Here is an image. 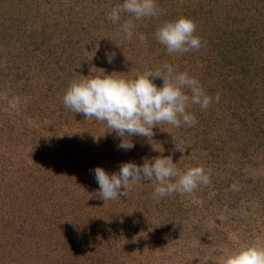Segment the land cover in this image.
I'll return each instance as SVG.
<instances>
[{"label":"rangeland","instance_id":"1","mask_svg":"<svg viewBox=\"0 0 264 264\" xmlns=\"http://www.w3.org/2000/svg\"><path fill=\"white\" fill-rule=\"evenodd\" d=\"M23 2L27 10L1 0L0 165L15 170V161L12 172H23L25 186L51 181L61 201L48 205L66 218L41 221L45 232L34 237L42 250L27 240L13 264L46 263L47 247L52 264H78L68 247L75 235L86 246L83 264H221L227 252L264 245V0H161L158 17L124 13L115 24L107 14L124 0ZM181 16L196 22L205 45L184 57L157 53V28ZM128 19L136 25L131 40L119 31ZM165 63L213 98L207 110L188 109L198 120L193 127L160 124L151 142L132 136L134 147L124 151L106 123L63 104L81 76L102 69L133 79ZM168 156L181 172L203 166L210 183L157 199L155 185L145 182L117 200L100 198L96 167L111 174L125 162Z\"/></svg>","mask_w":264,"mask_h":264},{"label":"clouds","instance_id":"2","mask_svg":"<svg viewBox=\"0 0 264 264\" xmlns=\"http://www.w3.org/2000/svg\"><path fill=\"white\" fill-rule=\"evenodd\" d=\"M157 0H124L107 14V19L114 24L121 15L130 14L135 20L156 18L162 14ZM136 25L132 19L125 20L119 31L127 40L134 36ZM197 24L188 17L165 22L155 32V39L166 47L167 53L184 54L200 50L206 42L195 33ZM140 41L145 37L141 34ZM119 47V46H118ZM112 62V57H108ZM100 73L81 76L74 80L65 95L63 104L75 114H83L86 119L95 118L106 123L121 138L118 147L124 151L131 150L134 144L130 137L140 136L152 141L153 129L160 124L179 128L193 127L198 123L197 117L188 111L192 105H199L207 110L213 98L206 94L200 82L187 72H177L173 65L165 63L156 70H146L133 79ZM163 81L158 87L154 81ZM219 100V94L216 101ZM127 138V139H126ZM143 164L122 163L118 172L107 173L103 168L94 169L95 179L99 185L100 198L104 201L117 200L126 196L134 186L155 185L153 196L162 199L174 193H192L200 185L210 183V172L203 166L190 167L181 172L171 156L143 158ZM123 189V191H122ZM221 264H264V245L252 243L237 251L227 252L221 258Z\"/></svg>","mask_w":264,"mask_h":264},{"label":"trees","instance_id":"3","mask_svg":"<svg viewBox=\"0 0 264 264\" xmlns=\"http://www.w3.org/2000/svg\"><path fill=\"white\" fill-rule=\"evenodd\" d=\"M14 1L16 5H22V8L27 10L29 5L26 3L24 4L23 0ZM160 2L161 0H159L157 4L161 8L163 3ZM0 9H3L1 0ZM156 45L159 46L154 47L157 53L164 52V55L166 53L165 57H170L165 46L160 43ZM176 71L178 72L179 68H177ZM52 164L55 166V163ZM1 165L3 166L2 169H4V172L3 174H0V264H13L14 259L12 254L17 253L18 255H21L20 253L26 249L24 245L25 241L27 242V240L32 242V244H35L34 246L36 248L42 250V243H40L41 241L39 238L34 236L40 232H45L44 227L46 225H44V220H46L48 217H50L51 221L64 219L66 217H62V215H65V213L61 211L63 209L59 208L53 211L52 206L48 205V202L50 204H54L56 201H61L60 195L53 191L51 187H47L46 184H51V181L49 182L44 180L42 185H39V189L29 187L28 185L25 186L19 180L18 176L23 172L20 171L19 174L12 172H18L17 169H19V165H17L15 161H13V166H17L15 170L8 169V163L2 162ZM1 165L0 167H2ZM44 207H46L47 210L43 211ZM32 208H37L35 213L31 212ZM35 220L40 221V223L35 224ZM41 221H44V223H41ZM68 247H71L70 249H72L70 258L74 260L78 259L77 263L83 264L85 260L82 256V252L86 247L84 241H81L80 237L75 235L72 237L71 244ZM45 249L46 252L43 251V257H45L46 260L48 259V262L43 263L38 259L39 261H36L35 264H52V249L50 247ZM66 261L68 263L70 262V260L67 259Z\"/></svg>","mask_w":264,"mask_h":264}]
</instances>
